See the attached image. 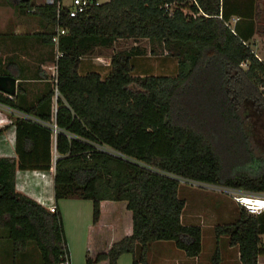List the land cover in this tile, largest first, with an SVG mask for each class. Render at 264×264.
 <instances>
[{
	"label": "trees",
	"instance_id": "trees-1",
	"mask_svg": "<svg viewBox=\"0 0 264 264\" xmlns=\"http://www.w3.org/2000/svg\"><path fill=\"white\" fill-rule=\"evenodd\" d=\"M173 2L170 14L164 5ZM196 2L109 0L71 17L58 3L0 0L39 17L44 31L35 36L44 44L55 45V29L66 30L54 85L34 101L22 83L14 97L0 92V104L20 113L13 117L17 157H0V227L15 253L34 242L41 264H71L58 205L51 212L17 191V170L54 171L56 203L92 201L85 264H118L127 253L133 264H149L152 242H172L199 257L203 227L183 223L180 179L264 192V142L257 133L260 125L264 130V52L250 45L264 35V23L258 27L264 0ZM120 38L158 41L177 60L176 75H135L132 50L114 54L104 76L80 73L84 56ZM2 64L0 75L20 79L19 63ZM229 142L234 151L242 143L244 166L241 158L226 161ZM215 231L239 248L241 264H258L264 255V212L251 215L239 206L237 219ZM212 263L220 264L218 249Z\"/></svg>",
	"mask_w": 264,
	"mask_h": 264
},
{
	"label": "rangeland",
	"instance_id": "rangeland-1",
	"mask_svg": "<svg viewBox=\"0 0 264 264\" xmlns=\"http://www.w3.org/2000/svg\"><path fill=\"white\" fill-rule=\"evenodd\" d=\"M37 1L40 3L45 2V0ZM99 1L100 3H105L109 0ZM63 2L68 4L70 0H63ZM262 6H264V3ZM11 7H4L6 10L0 9V58L2 63L4 61L2 68L7 65L9 57H13L15 61L21 63L22 72H15L16 76L20 78L18 79V85L22 83L26 88V98L29 101H34L56 82L59 54L55 45L44 44L35 36L36 33L44 31V23L39 20V17L27 13L22 14L18 10L15 11L13 6ZM184 11L185 13L191 14L189 8H184ZM233 22L235 23L236 21L234 20ZM233 22L231 25H234ZM263 23V21H261V24L259 22L258 27L261 28ZM14 31L26 34L18 35V38L14 36ZM55 31L57 33L58 29H55ZM6 32L8 33V35H6L7 37L2 39V35L6 34ZM14 38H16V40ZM250 45L255 53L263 57L261 52H264L263 34H256L255 38L250 41ZM131 50L135 51V75L144 73V71H148L147 73L154 75H176L178 70L177 60L166 52L161 43L158 41L152 42L146 38H120L112 47L95 48L91 53L83 57L80 73L83 74L88 72L86 65L90 64L92 69L104 76L110 70V61L114 54ZM243 67L246 68L247 65L243 64ZM54 104H56V96L54 98ZM14 116L16 115L12 110L0 105V127L9 123V119H12ZM261 126L262 125L257 129V133H259L258 136L261 138L262 142H264V130L260 128ZM252 140L257 148L260 147L255 138ZM11 144L14 145V140L12 143L8 139V143L4 146L7 155L15 153L13 147L12 152L9 153ZM234 146L235 145L231 142L226 145V149L229 148L225 150L226 161L229 162L233 159L241 158L240 164L244 166L245 159L247 158L244 147L241 143V148H238L236 151L231 150ZM180 181V195L186 200V207L182 215L183 223L196 224L203 227V250L201 256H199L200 264H213L212 259L216 249L219 250L220 264H238L237 261H240L238 258L239 248L230 246L229 237L227 235L217 236L215 226L217 224L234 222L239 214V205L233 200L232 196L224 192L209 189L207 187H200L191 180L180 179ZM59 202L65 205L63 222L65 230L69 235V237L67 236L68 248L70 253L74 254L76 251V248L74 251L73 247L75 246V234L72 231L70 232L71 224L74 223L73 221L76 218H78L80 222L86 220L92 221V201L71 197L59 200ZM106 217H108L107 214H105V218ZM262 240L264 244V235L262 236ZM161 243H151L150 251L147 255L149 264H174L172 260H168L167 262L160 260V255L170 250L174 251V249H177L180 253L184 254V252L176 248L172 242ZM28 251L30 253L37 251L34 242H31V248ZM260 257H262V255ZM75 263L77 264V260ZM132 263V254H125L124 260H122L120 264ZM83 264H85V261Z\"/></svg>",
	"mask_w": 264,
	"mask_h": 264
},
{
	"label": "crops",
	"instance_id": "crops-1",
	"mask_svg": "<svg viewBox=\"0 0 264 264\" xmlns=\"http://www.w3.org/2000/svg\"><path fill=\"white\" fill-rule=\"evenodd\" d=\"M6 6L14 7V5L12 4L4 3V4H0V9L6 10V8H4ZM13 9L17 11L15 7ZM234 20L236 21L237 17L233 16L231 23ZM13 33H14V36L26 34V33H19V31H14ZM6 35H8L7 32L6 34L2 35L3 36L2 39H5L7 37ZM14 39L16 40V38ZM10 60L15 61L13 57H9L8 62ZM15 62L19 63L18 61H15ZM19 64L21 65V63ZM86 67L88 68V71H95L94 69H92L90 64H87ZM147 72L148 71H144V73H147ZM4 127H8V129L4 130V132L0 134V157H14L15 158L17 157L16 152L10 153L12 152V147L15 151L16 129H15V124H14V118L12 117V119H9V123L4 125L3 127H0V129ZM8 139L12 143L14 140V145L12 144L10 145V148H11V150L9 151L10 154L7 155V152L5 153L4 146L6 143H8ZM16 189L17 191L26 194L27 196L31 197L32 199L36 200L37 202L41 203L47 208L52 205L56 206L57 204L62 215L63 214L65 215L64 203L60 204V202L58 203L55 202L54 171L17 170ZM92 210H93V205H92ZM73 222L74 223L71 224L70 232L72 231L75 234L74 244L76 247L75 246L73 247H74V251L76 248V251L74 252V254H72L70 253V250H69L70 262L71 264H76L75 261L77 260V264L78 263L81 264V261L83 264V262L85 261L86 240H87L88 229L92 221L86 220V221L80 222L79 219L76 218ZM66 232L67 231L65 230V235L67 238V236L69 237V235H68V232L67 233ZM164 243H167V242H164ZM164 243H161V244H164ZM30 248H31V243L28 244L26 251L15 253L13 250L12 242L8 237V232L5 229L0 227V264H41L40 255L38 251L30 253L28 251ZM124 256L125 254H123L119 258L118 264H120L122 260H124ZM238 258H240V256H238ZM199 259H200L199 257H196V258L187 257L185 253L184 254L180 253L177 249H174V251L170 250L160 255V260H163L164 262H167L168 260L169 261L172 260L174 261V264H200ZM237 262L238 264H241L240 261H237ZM258 264H264V255H262V257L259 256Z\"/></svg>",
	"mask_w": 264,
	"mask_h": 264
},
{
	"label": "built area",
	"instance_id": "built-area-1",
	"mask_svg": "<svg viewBox=\"0 0 264 264\" xmlns=\"http://www.w3.org/2000/svg\"><path fill=\"white\" fill-rule=\"evenodd\" d=\"M191 2H192V4L197 3L196 0H191ZM44 3H46L48 5H53V4L58 3L60 5V7L68 6L69 7L68 13L71 17H78L79 15L85 13L90 7L97 6V5L101 4L99 0H70V2L68 4H65L63 2V0H45ZM176 6H177V2L166 3L164 5L166 10L170 14L173 13V10L175 9ZM190 13L193 14L191 11H190ZM64 34H66V30L63 28H59L58 33L53 38V42H54L56 48L59 44V37L61 35H64ZM58 54H59V56H58V58H59L61 56V53L58 52ZM257 57L261 60L260 56L257 55ZM56 91H57V93H56V96H57L58 90L56 89ZM262 92L264 93V87L262 88ZM5 95H7V94H5ZM9 97H14V96H9ZM2 106H4V105H2ZM12 111L14 112V114L16 116L20 115V113L18 111H15V110H12ZM110 152H112V151H110ZM113 154H115L116 156H119V157L126 158L120 152H113ZM192 182L197 183L196 185H198L200 187H207L209 189L224 192V193L232 196L233 200L239 206L246 208L248 213L251 215H259V214L264 212V192L253 193V192L245 191L242 189H236V188H231V187H226V186L213 185V184H208V183H203V182H198V181H192ZM55 208H56L55 205L48 207V209L51 212H55Z\"/></svg>",
	"mask_w": 264,
	"mask_h": 264
},
{
	"label": "water",
	"instance_id": "water-1",
	"mask_svg": "<svg viewBox=\"0 0 264 264\" xmlns=\"http://www.w3.org/2000/svg\"><path fill=\"white\" fill-rule=\"evenodd\" d=\"M18 90V79L11 75H0V91L9 95L16 96Z\"/></svg>",
	"mask_w": 264,
	"mask_h": 264
}]
</instances>
